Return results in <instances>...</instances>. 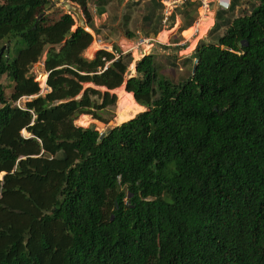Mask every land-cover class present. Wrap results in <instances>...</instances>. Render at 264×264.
Listing matches in <instances>:
<instances>
[{
	"label": "trees",
	"instance_id": "trees-1",
	"mask_svg": "<svg viewBox=\"0 0 264 264\" xmlns=\"http://www.w3.org/2000/svg\"><path fill=\"white\" fill-rule=\"evenodd\" d=\"M69 1L93 30L87 0ZM51 4L0 0V41L21 43L13 58L0 53V79L12 82L9 96L0 83V264H264V0L200 41L176 82L153 54L126 80L130 53L87 60L93 36L71 30L69 13L49 20ZM149 4L145 37L163 20L160 0ZM183 12L180 30L194 22ZM45 50L39 95L29 70ZM124 81L146 111L102 136L74 125L100 119ZM85 83L107 91L77 99Z\"/></svg>",
	"mask_w": 264,
	"mask_h": 264
},
{
	"label": "rangeland",
	"instance_id": "rangeland-1",
	"mask_svg": "<svg viewBox=\"0 0 264 264\" xmlns=\"http://www.w3.org/2000/svg\"><path fill=\"white\" fill-rule=\"evenodd\" d=\"M51 1L50 8L45 12L49 20H56L60 14L69 13L75 22L71 30L83 27L93 36V42L82 54L87 60L94 59L97 52L101 50L115 53L117 56L119 53H130L132 61L128 67L129 73L125 77L126 80L136 75L135 68L141 58L148 54H153L159 74L174 82L189 75L190 66L184 63V60L190 58L200 41L215 42L224 33L227 27L224 23L226 20L249 14L252 8L257 5V0H230L235 3L236 7L234 10H221L218 7L217 0H214L208 9L197 7L194 3L192 4L196 7L191 8L187 2L169 6L168 13L170 15L168 21L164 24L161 22L160 32L156 36L148 35V39H152V41L139 46L138 37H145L146 33L152 31V25L146 23L144 19V16L150 13L148 10L150 6L149 0H117L118 5H111V3L116 2L111 0H87L86 9L91 16L93 30L87 26L88 20L84 18L81 7L76 3L69 0ZM160 2L162 4L161 0ZM99 4H104L105 8L109 6L107 9L109 11L102 15L98 14L95 6ZM163 4L164 11L168 4ZM183 11H187L190 16H194V22L189 28L180 30L184 21L187 20ZM218 11H224L225 14L223 19L218 21L221 26L214 30L217 22L216 12ZM78 15L81 16V19H79ZM162 32L163 34L161 35ZM128 33L134 34V37L129 39L127 37ZM181 46L184 47L179 49ZM20 48L19 38L12 36L0 41V51L3 58L15 57ZM7 49L9 54L6 52ZM116 50L120 52L116 53ZM45 59L46 50L40 60L32 65L29 70L30 76L34 78L40 87L39 95H45L49 91L46 87ZM42 77H44L43 81H41ZM0 83L4 87L7 96H9L12 92L10 79L3 76L0 79ZM125 84L126 81L121 85V90H117V88L109 90V94L114 95L116 101L114 105L108 106L99 112L100 119L91 115H80L74 120V125L82 128L93 127L96 131L104 133L146 111L145 107L135 102L133 95L129 96L127 94ZM82 88L77 99L81 98L83 92L88 88H93L101 94L107 91L104 87H96L90 83L83 84ZM91 99L96 100L97 104L101 103V98L97 96H92ZM29 100L30 98L28 97H22L13 105L23 108ZM22 134L27 136L24 131Z\"/></svg>",
	"mask_w": 264,
	"mask_h": 264
},
{
	"label": "built area",
	"instance_id": "built-area-1",
	"mask_svg": "<svg viewBox=\"0 0 264 264\" xmlns=\"http://www.w3.org/2000/svg\"><path fill=\"white\" fill-rule=\"evenodd\" d=\"M213 0H170L169 2H167L168 6H166L167 8L163 11V20L162 23L164 24L166 21H168V17L170 15V13H168V8L169 6H174L177 4H184L185 2H191V3H197L199 5V7H204L206 9H208L210 7V4ZM170 9V8H169ZM150 39H140L139 40V46L143 45L145 43H149Z\"/></svg>",
	"mask_w": 264,
	"mask_h": 264
},
{
	"label": "clouds",
	"instance_id": "clouds-1",
	"mask_svg": "<svg viewBox=\"0 0 264 264\" xmlns=\"http://www.w3.org/2000/svg\"><path fill=\"white\" fill-rule=\"evenodd\" d=\"M162 1V4L163 3H167V2H169L170 0H161ZM214 2V0L211 2V4ZM217 2H218V7H219V9H221V10H224V9H226V10H230V7H231V5L233 4L230 0H217ZM195 4H197V3H195ZM211 4H210V6H211ZM164 5V4H163ZM199 5L197 4V7H198ZM217 13V12H216ZM140 39H148V37H141V36H139L138 37V42H139V40ZM152 41V39H150V41H149V43ZM145 44H147V43H145ZM196 48V47H195ZM195 62V61H194ZM47 79V78H46ZM28 98H30V97H28ZM12 104V103H11ZM143 107V106H142Z\"/></svg>",
	"mask_w": 264,
	"mask_h": 264
},
{
	"label": "crops",
	"instance_id": "crops-1",
	"mask_svg": "<svg viewBox=\"0 0 264 264\" xmlns=\"http://www.w3.org/2000/svg\"><path fill=\"white\" fill-rule=\"evenodd\" d=\"M111 1H116L115 3H111V5H118V2H117V0H111ZM108 7L109 6H107L106 8H105V12H108L109 10H107L108 9ZM107 10V11H106ZM104 14V13H103ZM102 15V14H101Z\"/></svg>",
	"mask_w": 264,
	"mask_h": 264
},
{
	"label": "water",
	"instance_id": "water-1",
	"mask_svg": "<svg viewBox=\"0 0 264 264\" xmlns=\"http://www.w3.org/2000/svg\"><path fill=\"white\" fill-rule=\"evenodd\" d=\"M78 17H79V19H81V16H79L78 15ZM0 53H1V51H0ZM195 69V66H193V70ZM103 135V133H101V136Z\"/></svg>",
	"mask_w": 264,
	"mask_h": 264
},
{
	"label": "bare ground",
	"instance_id": "bare-ground-1",
	"mask_svg": "<svg viewBox=\"0 0 264 264\" xmlns=\"http://www.w3.org/2000/svg\"><path fill=\"white\" fill-rule=\"evenodd\" d=\"M129 96H132V94H130V93H127Z\"/></svg>",
	"mask_w": 264,
	"mask_h": 264
}]
</instances>
